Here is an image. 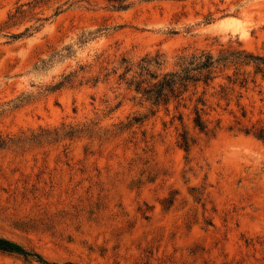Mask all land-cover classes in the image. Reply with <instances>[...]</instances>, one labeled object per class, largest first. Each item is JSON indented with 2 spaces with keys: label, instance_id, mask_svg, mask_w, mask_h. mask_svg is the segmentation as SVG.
<instances>
[{
  "label": "rangeland",
  "instance_id": "obj_1",
  "mask_svg": "<svg viewBox=\"0 0 264 264\" xmlns=\"http://www.w3.org/2000/svg\"><path fill=\"white\" fill-rule=\"evenodd\" d=\"M258 58L264 0H0V264H264Z\"/></svg>",
  "mask_w": 264,
  "mask_h": 264
},
{
  "label": "trees",
  "instance_id": "obj_2",
  "mask_svg": "<svg viewBox=\"0 0 264 264\" xmlns=\"http://www.w3.org/2000/svg\"><path fill=\"white\" fill-rule=\"evenodd\" d=\"M210 57H207L206 60L202 63L200 68H206L209 69L212 66V62L210 61ZM258 60H260L263 65H264V58H258ZM148 93V92H146ZM159 97V94L155 96V99L157 100ZM195 125L197 127H199V129H203L204 126L201 122V120L199 119V116H197V118H195ZM182 145L184 147L187 148V141L186 138L183 137V143ZM0 250L4 251V252H9V253H14V254H18V255H22L24 257H36L39 261H41V259L39 258L38 255L36 254H30L28 252H26L25 250H23L20 246H18L17 244L9 241V240H5V239H0ZM42 262V261H41Z\"/></svg>",
  "mask_w": 264,
  "mask_h": 264
}]
</instances>
